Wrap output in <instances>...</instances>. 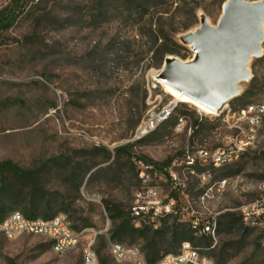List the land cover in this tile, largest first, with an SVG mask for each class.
Masks as SVG:
<instances>
[{"label": "rangeland", "instance_id": "rangeland-1", "mask_svg": "<svg viewBox=\"0 0 264 264\" xmlns=\"http://www.w3.org/2000/svg\"><path fill=\"white\" fill-rule=\"evenodd\" d=\"M226 1L21 0V12L0 32V162L35 171L36 182L15 180L19 196H3L1 213L28 214L34 203L39 217H64L78 242L58 254L44 236H0V264H84L89 246L98 264H134L115 258V242L159 260L180 251L181 239L191 236L189 219L199 215L217 220L216 233L191 243L214 264H264V228L243 216L264 197V116L254 145L232 164L174 167L186 195L156 181L164 199L178 194L177 215L143 235L115 234L140 186L137 161L167 165L187 150L223 147L238 133L235 112L264 104L263 42L262 55L248 65L251 79L221 113L179 102L167 122L138 137L150 112L176 101L153 73L168 57L189 61L194 53L181 36L195 32L202 15L217 25ZM11 2L0 0V11ZM173 42L184 48L160 59Z\"/></svg>", "mask_w": 264, "mask_h": 264}, {"label": "built area", "instance_id": "built-area-1", "mask_svg": "<svg viewBox=\"0 0 264 264\" xmlns=\"http://www.w3.org/2000/svg\"><path fill=\"white\" fill-rule=\"evenodd\" d=\"M157 82L158 80L155 79ZM178 101L164 106L160 110L152 111L148 119L138 131V137L142 138L155 131L161 124L167 122L175 113ZM227 105L218 113H221ZM238 133L229 143L223 147L209 149L197 147L187 150L182 158L176 159L163 169L158 168L152 162L137 161V176L140 186L136 190L133 203L129 209L131 225L140 229L146 226H156L160 220L169 214L178 213V204L173 197H162L156 181H170L172 189L179 195H186V185L176 174L174 167L183 170H194L198 166H212L221 168L237 161L256 140V132L264 116V104L250 105L239 108L236 112ZM244 124L242 127L241 124ZM183 119L179 120L181 127ZM168 175H167V174ZM226 181L218 182L223 188ZM208 187L201 194V203L209 197ZM244 220L250 226L264 228V197L256 205H249L243 209ZM189 226L193 236L203 235L215 236L217 220L214 217L192 216L189 219ZM23 234L40 235L47 238L53 251L61 254L74 247L78 242V235L70 227L69 222L62 216L46 219L43 217H28L20 210H13L4 218H0V236L13 239ZM111 250L115 258L131 259L134 264H148L145 257L138 250H128L119 243H112ZM84 264H98L97 253L92 247L84 250ZM156 264H214L211 258L204 256L200 248L194 246L190 241L182 243L180 251L176 254L166 255Z\"/></svg>", "mask_w": 264, "mask_h": 264}, {"label": "water", "instance_id": "water-1", "mask_svg": "<svg viewBox=\"0 0 264 264\" xmlns=\"http://www.w3.org/2000/svg\"><path fill=\"white\" fill-rule=\"evenodd\" d=\"M181 41L193 57L166 58L157 80L219 112L240 94L238 85L251 79V59L262 55L264 0H227L217 25L202 15L200 27Z\"/></svg>", "mask_w": 264, "mask_h": 264}, {"label": "trees", "instance_id": "trees-1", "mask_svg": "<svg viewBox=\"0 0 264 264\" xmlns=\"http://www.w3.org/2000/svg\"><path fill=\"white\" fill-rule=\"evenodd\" d=\"M22 10V6H21V0H12L11 4L9 5V7H6L5 9H2L0 11V32L3 30H7L8 28H10V26L12 25L13 21L15 20L16 14L18 12H21ZM184 48L182 45H180L177 42H173V47H165L164 49H162L159 53V58L162 59L166 54H178V52ZM151 162V161H150ZM169 163L167 165L170 164V161H168ZM158 168L163 169L164 167H166V164H159V163H155L153 162ZM6 174H10V176H12L11 180L8 179L6 177ZM167 174V173H166ZM168 175V174H167ZM24 181V180H31L33 181V183L36 182V173L35 171L32 170H25L20 168L18 165L10 162V161H3L0 162V213L5 212V205L1 204L2 203V197L5 196L8 198L13 197V198H17L19 196V187H17V185L15 184L14 181ZM36 185V184H34ZM19 189V190H18ZM171 197L175 198L178 204V194L173 193V195H171ZM35 204L31 203L30 207H34ZM30 209L29 212H27L28 217H37V214L35 211H33V209ZM178 208V206H177ZM0 214V218H4L6 215L5 214ZM171 215H177V214H169L167 216H171ZM166 216V217H167ZM147 230H149V227H143L140 229H136L131 225L130 222V217H129V213L128 216L125 217V219L123 218L122 223L119 226V229L115 232V234L117 236H123L125 234H144ZM206 236L203 235L202 238H205ZM195 239V237L192 234L191 231V236L190 237H183L181 239V242H185V241H190L192 242V240ZM165 257V256H164ZM163 257V258H164ZM163 258L157 260L151 257H148L146 259L148 264H156L159 261H161ZM103 264V263H102Z\"/></svg>", "mask_w": 264, "mask_h": 264}, {"label": "bare ground", "instance_id": "bare-ground-1", "mask_svg": "<svg viewBox=\"0 0 264 264\" xmlns=\"http://www.w3.org/2000/svg\"><path fill=\"white\" fill-rule=\"evenodd\" d=\"M153 76H154V78H157L158 72H154ZM158 83L163 84L166 88V91L169 94H171L175 98L176 101H178L180 103L187 104L189 106H194L205 115L211 116V115H217L218 114V112H215L209 108L202 107V106L198 105L192 97L182 94L181 92H179V91L175 90L174 88L166 85L165 83H162L160 81H158Z\"/></svg>", "mask_w": 264, "mask_h": 264}]
</instances>
